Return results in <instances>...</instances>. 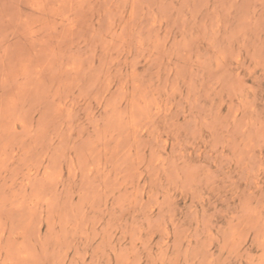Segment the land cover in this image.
Returning <instances> with one entry per match:
<instances>
[{"label": "rangeland", "instance_id": "rangeland-1", "mask_svg": "<svg viewBox=\"0 0 264 264\" xmlns=\"http://www.w3.org/2000/svg\"><path fill=\"white\" fill-rule=\"evenodd\" d=\"M0 264H264V0H0Z\"/></svg>", "mask_w": 264, "mask_h": 264}]
</instances>
